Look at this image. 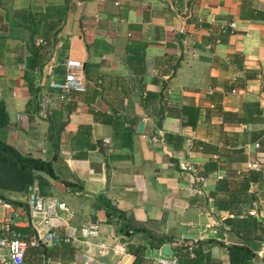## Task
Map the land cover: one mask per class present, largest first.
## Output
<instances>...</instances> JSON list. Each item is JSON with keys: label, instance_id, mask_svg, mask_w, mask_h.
<instances>
[{"label": "crops", "instance_id": "crops-1", "mask_svg": "<svg viewBox=\"0 0 264 264\" xmlns=\"http://www.w3.org/2000/svg\"><path fill=\"white\" fill-rule=\"evenodd\" d=\"M241 1L0 0L3 138L50 163L54 177L33 183L72 212L24 264H82L81 222L119 246L92 264H230V245L250 253L236 264H263L264 0L244 18ZM53 5L65 13L32 82L38 101L22 79L27 32L16 39L8 21ZM66 59L84 89L60 99L48 82ZM10 194L22 210L11 226L32 234L25 193Z\"/></svg>", "mask_w": 264, "mask_h": 264}, {"label": "built area", "instance_id": "built-area-1", "mask_svg": "<svg viewBox=\"0 0 264 264\" xmlns=\"http://www.w3.org/2000/svg\"><path fill=\"white\" fill-rule=\"evenodd\" d=\"M64 74L61 80H49V87L61 92L60 99L64 93L84 89L82 65L77 60L66 59L63 62ZM25 202L27 206L26 225L32 231L28 238H24L19 231L11 225L14 215L22 210L13 211L12 205L0 198V264H24L23 257L27 247L49 245L57 237L56 231L67 227L72 212L68 210L65 203L55 197L41 194L36 183H31L25 191ZM6 210L8 212H6ZM253 214V210L248 211ZM81 242L85 246L82 254V264H92L97 257L106 256L109 252L116 253L119 250L117 244L106 243L103 239L91 241L99 234V224L96 222H81L78 226ZM162 264H176L175 261L163 257L156 259ZM44 264L49 263V258H44ZM264 264V262H263Z\"/></svg>", "mask_w": 264, "mask_h": 264}, {"label": "trees", "instance_id": "trees-1", "mask_svg": "<svg viewBox=\"0 0 264 264\" xmlns=\"http://www.w3.org/2000/svg\"><path fill=\"white\" fill-rule=\"evenodd\" d=\"M247 5L248 0L241 1L240 15L243 18L250 15L262 16V13L253 12V10L247 8ZM64 13V7L53 5L46 7L44 10L30 9L14 12L17 20L11 19L8 21L9 31L14 32L16 39L22 41V37L18 33L22 30L27 32L25 39L27 55L24 57L22 79L27 90L34 98H36L39 89L33 86V79L50 56L51 43L58 29L56 27H59ZM36 39H39L38 43H35ZM7 123V114L3 102L0 101V198L9 202L5 193H25L27 186L31 183H40L41 178L37 174L38 172H43L51 177H54V174L49 162L23 155L12 145L5 142L3 130ZM106 211L109 214L111 207L106 205ZM16 230L24 235L25 239L31 235L29 232L24 233L18 228ZM228 252L230 264H236L250 255L245 247L236 245L228 246Z\"/></svg>", "mask_w": 264, "mask_h": 264}, {"label": "rangeland", "instance_id": "rangeland-1", "mask_svg": "<svg viewBox=\"0 0 264 264\" xmlns=\"http://www.w3.org/2000/svg\"><path fill=\"white\" fill-rule=\"evenodd\" d=\"M6 198H8L9 200H12L13 195H11L10 193H5Z\"/></svg>", "mask_w": 264, "mask_h": 264}, {"label": "water", "instance_id": "water-1", "mask_svg": "<svg viewBox=\"0 0 264 264\" xmlns=\"http://www.w3.org/2000/svg\"><path fill=\"white\" fill-rule=\"evenodd\" d=\"M37 99L40 101V93L37 94Z\"/></svg>", "mask_w": 264, "mask_h": 264}]
</instances>
